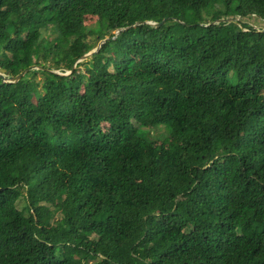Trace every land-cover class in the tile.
<instances>
[{
  "label": "trees",
  "instance_id": "trees-1",
  "mask_svg": "<svg viewBox=\"0 0 264 264\" xmlns=\"http://www.w3.org/2000/svg\"><path fill=\"white\" fill-rule=\"evenodd\" d=\"M251 17L264 0H0V68L25 70L0 78V264H264Z\"/></svg>",
  "mask_w": 264,
  "mask_h": 264
},
{
  "label": "water",
  "instance_id": "water-1",
  "mask_svg": "<svg viewBox=\"0 0 264 264\" xmlns=\"http://www.w3.org/2000/svg\"><path fill=\"white\" fill-rule=\"evenodd\" d=\"M148 23L153 24L155 26H158L160 24V22H158V23L148 22ZM90 53L91 52H88L85 55L87 56ZM85 55H84V57H85ZM24 72H25V70L22 71L21 73L17 74L16 76H12V75H10L9 72H5L4 69L0 68V78L2 79L3 82L17 81L21 77V75L24 74ZM65 74H67V73H65Z\"/></svg>",
  "mask_w": 264,
  "mask_h": 264
},
{
  "label": "rangeland",
  "instance_id": "rangeland-1",
  "mask_svg": "<svg viewBox=\"0 0 264 264\" xmlns=\"http://www.w3.org/2000/svg\"><path fill=\"white\" fill-rule=\"evenodd\" d=\"M238 19V18H237ZM247 22L250 24V25H253L254 27H257V28H261V29H264V22L262 21H257L254 17H251L249 19H246ZM97 48V47H96ZM68 73V72H67Z\"/></svg>",
  "mask_w": 264,
  "mask_h": 264
}]
</instances>
